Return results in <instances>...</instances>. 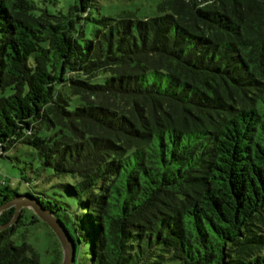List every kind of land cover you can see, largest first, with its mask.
<instances>
[{
    "label": "trees",
    "instance_id": "obj_1",
    "mask_svg": "<svg viewBox=\"0 0 264 264\" xmlns=\"http://www.w3.org/2000/svg\"><path fill=\"white\" fill-rule=\"evenodd\" d=\"M96 4L0 0V157L30 149L42 181L67 180L61 200L1 176L0 206L37 200L74 264H264V0ZM37 221L0 232V264H41L14 241Z\"/></svg>",
    "mask_w": 264,
    "mask_h": 264
},
{
    "label": "rangeland",
    "instance_id": "obj_2",
    "mask_svg": "<svg viewBox=\"0 0 264 264\" xmlns=\"http://www.w3.org/2000/svg\"><path fill=\"white\" fill-rule=\"evenodd\" d=\"M40 7L48 9L49 11H56L59 9H68L74 0H35ZM163 0H97L96 6L99 8L94 9V14L101 13L107 16H117L121 12L130 11L135 13L139 18L152 17L159 15L158 7ZM12 91L8 90L5 95L11 94ZM8 155L12 159L0 157V166L2 167V177L6 178L14 186H17L20 193L25 194L31 189L26 185L22 178L25 176L32 182V189L35 191H47L49 195L55 196L53 193L58 194V199H67V194L63 184L67 182L65 179L53 178L50 182H46L52 177V171H45L39 177L35 171L39 168L42 172V167L34 154L29 150L10 151ZM42 177L46 181H42ZM36 179L39 184L36 185ZM51 186L54 188L51 189ZM31 210V209H29ZM32 211V210H31ZM34 213V212H33ZM30 216V213H28ZM14 241L21 244L27 242L34 247L40 255L41 264H54L55 263V250L57 249V237L52 233L51 229L46 226L42 221L22 226L17 230ZM61 255V254H60Z\"/></svg>",
    "mask_w": 264,
    "mask_h": 264
},
{
    "label": "water",
    "instance_id": "obj_3",
    "mask_svg": "<svg viewBox=\"0 0 264 264\" xmlns=\"http://www.w3.org/2000/svg\"><path fill=\"white\" fill-rule=\"evenodd\" d=\"M15 208L13 218L6 224L0 225V232L7 230L18 223L23 209H31L56 235L59 240L63 259L61 264H74L76 260V245L62 221L51 211L45 209L32 197L20 196L0 206V216L9 209Z\"/></svg>",
    "mask_w": 264,
    "mask_h": 264
},
{
    "label": "built area",
    "instance_id": "obj_4",
    "mask_svg": "<svg viewBox=\"0 0 264 264\" xmlns=\"http://www.w3.org/2000/svg\"><path fill=\"white\" fill-rule=\"evenodd\" d=\"M1 176H2V168L0 166V179H1Z\"/></svg>",
    "mask_w": 264,
    "mask_h": 264
}]
</instances>
